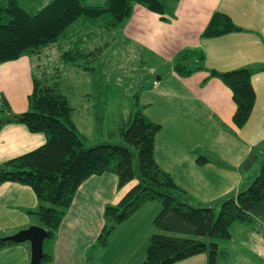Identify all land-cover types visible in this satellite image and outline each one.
Here are the masks:
<instances>
[{"label": "crops", "instance_id": "obj_1", "mask_svg": "<svg viewBox=\"0 0 264 264\" xmlns=\"http://www.w3.org/2000/svg\"><path fill=\"white\" fill-rule=\"evenodd\" d=\"M215 13L228 16L241 31L202 38ZM117 34L136 54L157 59L166 68L165 75L159 74L138 95V102L145 118L160 126L154 143L155 162L187 196L175 197L191 206L217 208L227 196L245 190L252 169L246 172L240 166L251 152L264 147V71L252 75L255 102L242 128L232 121L235 105L231 91L207 71L222 73L264 65V0H179L173 16L167 19L134 5L130 19ZM183 51L202 54L204 59L194 65L204 70L189 77L177 75L174 60ZM36 61V57L24 56L0 64V109L4 103L14 115L28 109L33 80L40 70ZM74 113L73 121L85 135ZM44 143L43 134L31 133L21 124H6L0 129V165ZM197 159L205 161L199 164ZM137 182L118 187L117 177L109 172L86 179L76 191L56 238L43 242V253L51 256L49 264H141L151 235L158 231L154 219L160 205L156 202L144 204L118 226L106 247H94L105 225V208L117 205ZM37 204L31 188L0 184V237L37 225L26 213ZM258 223L264 229V223ZM234 237L259 247L257 253L246 248L244 253L251 256L246 264L258 259L264 264V235L246 224L235 226L230 240L218 242L226 258L217 264H231ZM30 262L28 242L0 251V264ZM207 263V255L199 254L175 264Z\"/></svg>", "mask_w": 264, "mask_h": 264}, {"label": "trees", "instance_id": "obj_2", "mask_svg": "<svg viewBox=\"0 0 264 264\" xmlns=\"http://www.w3.org/2000/svg\"><path fill=\"white\" fill-rule=\"evenodd\" d=\"M178 1L105 0L102 5H86L81 0H50L32 10L23 9L17 0L0 2V64L28 56L37 58L40 69L38 78L33 80L28 109L14 115L4 103L0 109V129L16 123L45 137L41 147L0 165V184L16 183L32 189L38 204L26 213L45 230L48 235L45 240L56 238L79 186L89 177L106 172L117 177L118 187L135 179L138 182L117 205L105 208V225L94 247H106L116 228L150 202L160 205L154 219L158 231L151 235L141 264H175L199 254L207 255V264H217L226 258L218 242L230 240L235 226L246 224L264 235L263 226L258 223H264V162L245 190L227 196L220 203L217 215L213 206H191L179 201L175 196L187 198L186 193L155 162L154 143L160 126L145 118L138 96L134 118L119 129L125 146L86 147L88 139L73 121L75 109L60 93L61 81L50 76L49 65L43 63L49 49L55 47L62 68L67 64L78 72L94 74L95 64L108 48L107 43L90 48L94 39L109 33L116 39L118 30L130 19L134 5L167 19L173 16ZM240 31L228 16L215 13L201 37L215 38ZM203 59L202 54L193 51L180 52L174 60V70L181 77H189L204 70L194 65ZM54 70L57 72L53 75L60 71ZM261 71L264 65L222 73L207 71L231 91L235 105L232 121L237 128H242L249 119L255 102L251 78ZM257 153L248 155L240 166L242 171L254 167L259 159ZM204 161L197 159L199 164ZM5 238L0 239V251L15 245ZM50 262L51 256L43 254L40 264Z\"/></svg>", "mask_w": 264, "mask_h": 264}, {"label": "rangeland", "instance_id": "obj_3", "mask_svg": "<svg viewBox=\"0 0 264 264\" xmlns=\"http://www.w3.org/2000/svg\"><path fill=\"white\" fill-rule=\"evenodd\" d=\"M49 1L17 0V3L23 9L32 10L38 9ZM81 1L86 5H102L105 0ZM104 43L108 44V48L95 64L96 71L94 74L78 72L67 64L65 68H62L58 62L59 52L54 47L49 49L48 58H43V63L49 65L48 74L57 77L56 81H61L60 84L58 83L60 93L65 95L75 108V121L88 139L86 147L100 144L125 146L126 144L119 136V129L134 118L136 96L145 90L148 84L154 78L156 79L159 74L165 75L166 71L165 66L157 59L145 54H136L137 52L133 47L118 37L114 39L110 33L105 34L102 38L94 39L90 48ZM43 66L42 64V68ZM55 68L60 69L57 75H53L57 72L54 70ZM86 108L91 110L87 112ZM257 155L259 159L248 173L249 178H251L250 183L259 174L264 162V147L260 148ZM134 167L137 168L136 160ZM218 212L219 206L216 208L215 214L217 215ZM4 237L1 236L0 239ZM232 242L233 259L231 264H246V260L251 258L244 253L246 248L255 250L256 253L259 251V247L237 237H234ZM241 257L242 261H239ZM260 262L261 260L258 259L254 262L249 261V264H260Z\"/></svg>", "mask_w": 264, "mask_h": 264}, {"label": "water", "instance_id": "obj_4", "mask_svg": "<svg viewBox=\"0 0 264 264\" xmlns=\"http://www.w3.org/2000/svg\"><path fill=\"white\" fill-rule=\"evenodd\" d=\"M45 230L37 225H33L26 230L17 234L8 236L5 241L15 244L28 242L31 246V262L30 264H40L43 258V242L47 238Z\"/></svg>", "mask_w": 264, "mask_h": 264}]
</instances>
